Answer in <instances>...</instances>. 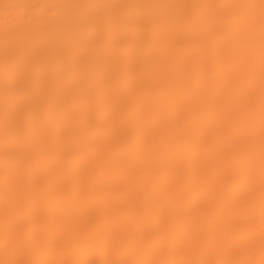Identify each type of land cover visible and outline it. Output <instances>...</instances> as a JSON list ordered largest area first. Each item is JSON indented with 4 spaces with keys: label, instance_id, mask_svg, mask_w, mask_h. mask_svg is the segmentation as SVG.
Masks as SVG:
<instances>
[{
    "label": "bare ground",
    "instance_id": "obj_1",
    "mask_svg": "<svg viewBox=\"0 0 264 264\" xmlns=\"http://www.w3.org/2000/svg\"><path fill=\"white\" fill-rule=\"evenodd\" d=\"M0 264H264V0H0Z\"/></svg>",
    "mask_w": 264,
    "mask_h": 264
}]
</instances>
